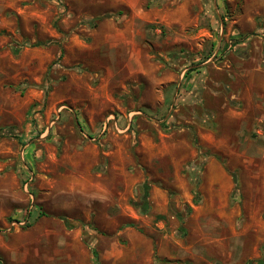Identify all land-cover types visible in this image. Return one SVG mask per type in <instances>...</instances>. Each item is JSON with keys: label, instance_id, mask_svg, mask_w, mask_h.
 <instances>
[{"label": "rangeland", "instance_id": "1", "mask_svg": "<svg viewBox=\"0 0 264 264\" xmlns=\"http://www.w3.org/2000/svg\"><path fill=\"white\" fill-rule=\"evenodd\" d=\"M0 264H264V0H0Z\"/></svg>", "mask_w": 264, "mask_h": 264}, {"label": "crops", "instance_id": "2", "mask_svg": "<svg viewBox=\"0 0 264 264\" xmlns=\"http://www.w3.org/2000/svg\"><path fill=\"white\" fill-rule=\"evenodd\" d=\"M84 231H86V232L88 231V226H85V227H84ZM86 232H85V233H86ZM87 233H88V232H87Z\"/></svg>", "mask_w": 264, "mask_h": 264}]
</instances>
